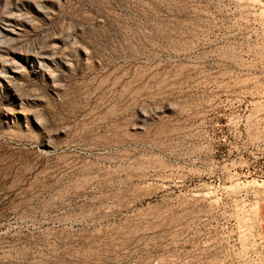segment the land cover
Segmentation results:
<instances>
[{"label":"rangeland","instance_id":"1","mask_svg":"<svg viewBox=\"0 0 264 264\" xmlns=\"http://www.w3.org/2000/svg\"><path fill=\"white\" fill-rule=\"evenodd\" d=\"M0 264H264V0H0Z\"/></svg>","mask_w":264,"mask_h":264}]
</instances>
